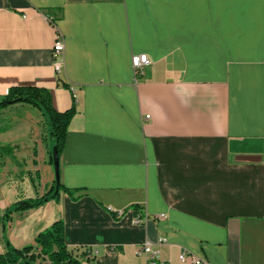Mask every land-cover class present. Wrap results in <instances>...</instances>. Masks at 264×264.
Returning a JSON list of instances; mask_svg holds the SVG:
<instances>
[{"label": "crops", "instance_id": "crops-1", "mask_svg": "<svg viewBox=\"0 0 264 264\" xmlns=\"http://www.w3.org/2000/svg\"><path fill=\"white\" fill-rule=\"evenodd\" d=\"M17 87L76 109L59 157L73 194L22 212L18 248L62 221L80 264H149L146 242L170 264H264V0H0V96ZM0 145L1 217L55 173L37 108L1 110Z\"/></svg>", "mask_w": 264, "mask_h": 264}, {"label": "trees", "instance_id": "trees-1", "mask_svg": "<svg viewBox=\"0 0 264 264\" xmlns=\"http://www.w3.org/2000/svg\"><path fill=\"white\" fill-rule=\"evenodd\" d=\"M28 104L40 110L45 118L47 132L52 143V150L57 147L59 157L65 146L69 126L76 114L75 107L58 112L52 105L51 94L48 90L38 87H17L11 88L8 94L0 96V111L11 106L10 104ZM1 154H10V148L0 145ZM51 161L52 151H51ZM59 192L56 193V190ZM64 190L72 195L73 192L63 188L56 180L50 191L37 199H24L15 203L6 212L3 225L9 221L13 212H25L39 208L50 200L59 199L60 192ZM37 251V252H36ZM80 264L77 257L68 250L65 243V227L62 221L55 222L47 230L40 233L35 239L34 246H26L19 250L8 244L6 251L0 254V264Z\"/></svg>", "mask_w": 264, "mask_h": 264}, {"label": "built area", "instance_id": "built-area-1", "mask_svg": "<svg viewBox=\"0 0 264 264\" xmlns=\"http://www.w3.org/2000/svg\"><path fill=\"white\" fill-rule=\"evenodd\" d=\"M49 20L53 21V19ZM65 50V44L61 36L58 34L54 47H53V57L55 59V64H54V69L57 73H59L62 69L63 65V54ZM132 64L133 68L135 70V75L139 76L142 74L143 68L147 65L150 64V60L147 55L142 54V55H136L133 56L132 58ZM8 94V92H7ZM149 117L147 116V119ZM122 214V213H121ZM120 214V215H121ZM164 215L157 216L156 218H163ZM147 216H137L133 221L137 225L143 224L145 221H147ZM159 244H162L165 242V239H160ZM98 252L94 251L93 253L89 254V257L92 258L93 255H96ZM139 255H143L149 260V264H170L167 261H163L160 256L159 252L154 249V244L152 242H146L144 245L139 250ZM179 262L182 264H209L206 260L194 255L193 253L187 251V250H182L179 255Z\"/></svg>", "mask_w": 264, "mask_h": 264}, {"label": "rangeland", "instance_id": "rangeland-1", "mask_svg": "<svg viewBox=\"0 0 264 264\" xmlns=\"http://www.w3.org/2000/svg\"><path fill=\"white\" fill-rule=\"evenodd\" d=\"M52 150V149H51ZM6 155V154H5ZM51 157V155H50ZM47 170V166L46 168L45 167H42L41 168V186H45L46 183H48V180H49V175H48V172L46 171ZM53 171H54V166H53ZM17 191H19V195H22V191L23 189H17ZM29 192V190H28ZM8 197H10V194L8 195ZM16 199V198H15ZM24 199L21 198V199H17V200H13L14 202H12L11 199H9L8 201L10 202L8 205V207L6 208V210L4 212H2V216L0 217V250L1 251H4L5 248H7L8 244H11L13 247H15L16 249H23V248H18V246L20 245L19 244V240L17 238H15L17 236L16 233H12L9 229V225L11 223H17V222H20V219H19V216H21V213L22 212H13L10 217H9V221L6 223V225L4 226L3 225V220L6 216V212L9 208H11L15 203L19 202V201H23ZM0 208H1V205H0ZM26 212V211H25ZM24 213V212H23ZM35 245V242L31 243L30 246H34ZM37 252V251H36ZM1 254L3 252H0ZM39 261H37L35 264H38Z\"/></svg>", "mask_w": 264, "mask_h": 264}, {"label": "water", "instance_id": "water-1", "mask_svg": "<svg viewBox=\"0 0 264 264\" xmlns=\"http://www.w3.org/2000/svg\"><path fill=\"white\" fill-rule=\"evenodd\" d=\"M14 105V104H10ZM52 159H53V166H54V173H55V180L57 184H59L60 181V158H59V153L57 147H54L52 150ZM58 187L56 190V193H58ZM25 264H31L29 262H26Z\"/></svg>", "mask_w": 264, "mask_h": 264}]
</instances>
